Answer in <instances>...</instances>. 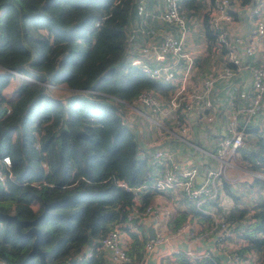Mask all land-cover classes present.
<instances>
[{
	"label": "trees",
	"instance_id": "16d2710c",
	"mask_svg": "<svg viewBox=\"0 0 264 264\" xmlns=\"http://www.w3.org/2000/svg\"><path fill=\"white\" fill-rule=\"evenodd\" d=\"M232 2L248 8L257 4L229 0L230 6ZM201 3L180 0L184 20L181 8L188 15ZM139 6V0H0V168L5 172L0 180V211L30 220L46 207L35 225L47 264H105L97 244L90 258L77 256L88 246V238L96 243L116 225L132 237V248L126 250L132 261L143 256L148 237L123 225L134 203L127 187L152 182L155 175L150 171L156 161L150 165L138 155L137 136L120 107L132 104L143 91L169 97L174 86L150 78L125 60ZM228 12L233 17L230 8ZM202 20L209 54L214 52L215 33L205 14ZM215 47L217 59L233 69L223 57L229 45ZM256 54L258 62L259 51ZM13 77L19 81L7 97L4 89ZM51 84L64 85L69 93L55 98L49 94ZM259 117L261 111L257 121L244 128L235 154L244 167L264 172ZM4 156L9 157V170ZM253 184L264 190L259 180ZM218 188L236 198L229 182L220 179ZM157 192L140 194L138 210L150 205ZM218 199L219 192L202 203V209L215 207L220 222L214 230L218 232L220 223L234 231L242 229L246 240L229 254L253 251L255 264H264V191L249 208L223 210ZM189 214L213 224L212 215L191 203ZM28 227L20 224L22 231ZM34 235L20 237L12 220L0 219V264H40L36 254L28 256ZM217 260L210 252L193 258L177 252L172 264H218Z\"/></svg>",
	"mask_w": 264,
	"mask_h": 264
},
{
	"label": "crops",
	"instance_id": "0c3cea01",
	"mask_svg": "<svg viewBox=\"0 0 264 264\" xmlns=\"http://www.w3.org/2000/svg\"><path fill=\"white\" fill-rule=\"evenodd\" d=\"M201 2L202 7L206 5L204 14L207 17L206 11L208 8H211V0L210 2L208 0H201ZM139 3V25L143 24V27L136 29L132 28V31L135 33L129 35V42L127 50L125 51V60L127 62L132 63L135 58H141L153 64L171 63L175 71V77L172 82L174 88H178L182 85L186 92L197 87L201 78H203L212 67L222 63L217 59L215 53L211 52L208 54L206 52L207 42L204 36L203 23H201L203 20L199 17L195 18V16L191 14H183L186 23V30L183 35V48L192 56L193 60L192 66L187 72L183 71L184 63L182 59L173 55L166 54L165 58L161 61L156 59L152 50L146 54H142L141 48L143 46H152L159 42V38H155L156 40L151 42L154 38L150 37L154 29L151 20H157L158 24L162 23L164 26H167L168 29L174 30L175 28L159 18V13L162 9V0H139ZM256 3V5L259 4L257 7L260 10L254 16L260 15L264 20V0H256ZM249 9L250 8L246 5H239L237 2H232L230 6L233 17H231L232 20L229 23L227 32L230 37L232 35H240L243 40L241 44L253 43L251 40L253 37L250 35L253 28V19L247 16ZM150 13L153 18H145V15ZM158 32H160L159 29L157 32H154V35ZM241 44L237 45L229 40V48L233 49L234 52L238 54L240 65L238 70L234 67L232 76L216 84L208 95V98L216 102L218 106L213 121H203V118L201 119L200 117L201 112L196 109L189 110L185 114L186 118H182V122L186 121L185 123L189 124L191 134L189 137L192 144H186L179 140L178 137L174 135L175 130L163 128L148 132L143 126H138L136 122L134 123L136 127H134L135 125H132L133 122H131V120L127 121L131 128L133 126L132 130L136 134L139 142L140 147L137 153L141 158L147 160V164L149 163L152 165L156 161L155 164L160 166V160L154 158V152L158 149L164 150L170 155L173 161L177 162L179 168H189L191 166L197 168V175L194 178L195 183L201 182L206 168L215 169L219 166L218 160L213 156L215 147L218 140L227 134L225 126L229 118L232 117L235 107L245 105L248 102V97L251 92L250 66H253V64L257 62L256 53L260 50L262 40L259 43H255L256 52L251 57H247V55L242 53ZM200 69L202 70V75L199 77L198 70ZM228 96L233 98L232 104L228 103ZM163 114L164 112L153 113L155 118L157 116L161 117ZM121 115L123 116L122 113ZM170 117H172V114H170ZM259 118L264 119V98L261 106V117ZM171 122L172 119L170 118L169 123ZM164 133L168 134L164 136ZM156 165L153 164L151 166L152 170L150 173H153V175H155L160 168L156 167ZM242 179L245 180L229 181L230 189L236 196L235 199L228 197L226 193H223L222 190L219 189V193L226 194L225 196L229 199V204L225 202L223 205L218 199L217 205L223 208V210L231 207L249 208L258 197L261 195L263 196L264 190L261 189V186L257 187L253 184L254 181H251L249 178ZM254 190L256 193H253ZM189 204L183 192L179 190V187L176 185L167 190L153 194L151 200L153 208H157L158 210L161 209L160 207L164 208H162V212L155 218L150 217V219H144V222L139 225V234L141 232L142 234L146 232L149 233L148 229L151 228L153 236L160 233L163 235L166 234L169 237L166 242L155 245L152 252H149L145 257L144 255L142 256L141 259L143 260V264H172L175 262V254H177V252H190L193 255H197L204 251L210 252V254L217 257L218 264H226L227 253L245 245L246 240L242 229L234 231L233 235L225 240L222 246L217 245L214 242L216 231L214 230L213 224L208 222V220L190 217ZM157 206H159V208ZM202 210L211 215L215 207L211 205ZM191 220L194 221L195 225V229L192 231L193 233L191 232L192 234L187 233L184 228L179 229L181 223L185 221L190 222ZM121 242L126 245L127 249L131 250L132 237L125 230L121 231ZM135 254L136 251L132 254V257L135 258ZM104 256L105 264H114L109 259L106 251H104ZM134 262H137V260L134 259Z\"/></svg>",
	"mask_w": 264,
	"mask_h": 264
},
{
	"label": "built area",
	"instance_id": "2783aa9c",
	"mask_svg": "<svg viewBox=\"0 0 264 264\" xmlns=\"http://www.w3.org/2000/svg\"><path fill=\"white\" fill-rule=\"evenodd\" d=\"M255 5L249 9L247 16L251 18L252 15L257 14L260 10ZM211 8L207 9V22L209 27L215 33L214 44L212 50L216 56H218L216 44L229 43L228 39H231L234 44H241L242 38L240 35L229 36L227 28L231 22V16L229 14V0H211ZM159 18L169 24L174 26V30L168 29L161 36V40L157 44L152 46H143L141 48V53L146 54L150 50L154 52L156 59L163 60L166 54L173 55L177 58L182 59L184 63L183 71L187 72L191 68L193 60L192 56L188 54L183 48V35L186 30V23L181 15L180 11V0H162V9L159 13ZM253 28L251 31V36L253 43L251 44H241L242 53L244 55H252L255 51V43H259L262 40V45L259 50V57L256 66H250L251 71V92L248 97V102L245 105H239L235 107L232 117L229 118L225 130L227 134L222 136L215 147L213 156L218 160L219 166L224 167L227 164L228 159L236 153V148L242 144V139L244 135V128L248 123L255 122L257 116L261 111L262 100L264 98V20L259 16H254L253 18ZM175 31V33H174ZM250 36V37H251ZM219 57V56H218ZM228 62L233 66L238 67L240 65V58L238 54L230 49L223 56ZM139 66V68L150 78L160 81L162 83L172 84L175 71L171 63H150L141 58H135L132 62ZM233 69L221 63L217 66L211 68L203 78L197 87L191 91L186 92L182 85L178 88H174V91L170 94L166 103L170 110L183 111V118H186L185 114L191 110L196 109L201 112V119L203 121H213L215 113L217 112V103L208 98V95L213 90L214 86L224 79H228L233 74ZM162 95H154L150 92H141L134 99L133 103L139 107H146L150 109L154 114L162 113L164 109V104L162 100ZM228 103L232 104L233 98L231 96L227 97ZM257 121V120H256ZM186 121L178 126L177 131L174 133L179 140L186 144H192L190 141V128ZM259 127L264 131V119L259 118ZM160 126V124H159ZM188 126V128H187ZM154 158L160 160V168L158 172L155 173L154 180L150 183H143L141 185L127 187L133 194V205L129 208L127 213V220L123 224L131 232L139 233V225L144 222V219L150 217H156L162 212L157 208H153L152 205H148L144 210L139 211L136 207L140 204V194L146 191H164L172 186L176 185L179 190L183 192L185 199L190 202L195 209L202 210V203L206 199L214 197L217 193L219 184V166L217 168H206L204 171L203 178L200 183H195L194 178L197 175V168L191 166L189 168H179L176 161L170 158V155L161 149L154 152ZM5 169L9 170L10 160L8 156L2 158ZM46 164H44L45 166ZM5 179V172L0 168V180ZM125 185V184H123ZM213 218V227H217L215 223H219L217 217L214 213L211 214ZM137 218L136 222H133ZM194 219V218H193ZM192 219V220H193ZM191 220V221H192ZM195 220V219H194ZM194 223V221H192ZM184 225H180L179 229H187L186 227L190 225V222L185 221ZM218 232H216V238L214 242L217 245L222 246L225 236H232L234 230L231 226L219 224ZM123 229L116 225L114 228L110 229L104 236H102L96 243L88 245L83 253L77 256V259H88L93 254V246L95 244L97 249H102L103 252L106 251L109 259L114 264H143L141 259L139 262H134L127 254V247L121 242V231ZM144 236L148 237L146 240L143 255L144 257L152 252L155 245L158 243H164L168 240L166 234H155L152 238H149V233H143ZM187 257L193 258L198 255H207L208 252H201L197 255H193L190 252L184 253ZM226 264H255L256 254L253 251H247L243 256L234 255V253H227Z\"/></svg>",
	"mask_w": 264,
	"mask_h": 264
},
{
	"label": "rangeland",
	"instance_id": "374dc122",
	"mask_svg": "<svg viewBox=\"0 0 264 264\" xmlns=\"http://www.w3.org/2000/svg\"><path fill=\"white\" fill-rule=\"evenodd\" d=\"M208 1L210 2V0H208ZM205 8H206V5L202 7V3H201L200 6L191 15H194L195 18L199 17L202 20V14H204ZM181 10H182V13L185 14L182 8H181ZM157 22H158L157 20H155V21L151 20V24L153 23L152 25L154 26V29L152 31L153 34L149 33V34H151L150 37H154L151 40V42H154L158 38H159L158 41L160 42L161 36L163 35V33L168 31L167 26H164L162 23L158 24ZM201 23H202V21H201ZM142 27H143V24L139 25V18H137L136 20H134L133 24L131 25V31H132V28L136 29V28H142ZM158 29L160 32H158L154 35V32H157ZM132 33H135V32L132 31ZM151 44H153V43H151ZM210 70L208 72H210ZM20 75L21 74L17 73L16 76L19 77ZM201 75H202V70L200 69V70H198V76L200 77ZM21 77H23L27 80H30V81L32 80L30 77H26V76H21ZM18 81H19V79H17L16 77H13L12 82L8 85V87H6L4 89V92L7 94L6 95L7 97L11 92V87L14 86ZM48 86L50 87L49 94L55 98H61V97L65 96L69 93L68 92L69 89L64 85H52L51 84ZM161 97H162L163 102H165V104L163 105L164 106V109H163L164 114L161 117L157 116L155 118V116L153 115V112L150 109H148L146 107H139L136 104L132 103V104H126L125 106L120 107V111L123 114V118L126 121L131 120V122H133L132 125H135L134 123L136 122V124H138V126H140V127L143 126V128L148 130V132L149 131L151 132L152 130L156 131L157 129L159 130V129H163V128H169V130H175V132H176L178 126L183 124V122H182L183 121L182 118L184 117L183 111H180V110L172 111V110H170V107H168V105L166 103V100L168 97H165V98L163 96H161ZM170 114H172V117H170ZM169 117L172 119L173 123L172 122L169 123V121H170ZM159 124H160V126H159ZM166 126H168V127H166ZM134 127H136V125ZM132 128H133V126H132ZM187 128H188V126H187ZM161 131H163V130H161ZM167 134L164 133L163 135L165 136ZM221 166H219L220 169H219V175H218V177L221 180L229 182L232 180L239 181V180H245L242 178H249V179H251V181L252 180H254V181L259 180L260 182H262L264 184V172L255 171V170H251V169L244 167L243 163L238 159L236 154H233L228 159L227 164L224 165V167H221ZM231 178H233V179H231ZM217 192H219V188L217 189ZM253 193H256V191L254 190ZM219 201L221 202L222 205L225 202H227L229 204V199L223 193H219ZM157 207L159 208V206H157ZM160 208H161L160 210H163L162 208H164V207H160ZM181 224L184 225L185 223L183 222ZM194 226H195L194 223L192 221H190L189 227L188 226L186 227L187 228L186 232L192 234L193 233L192 231L195 229Z\"/></svg>",
	"mask_w": 264,
	"mask_h": 264
},
{
	"label": "water",
	"instance_id": "95a60500",
	"mask_svg": "<svg viewBox=\"0 0 264 264\" xmlns=\"http://www.w3.org/2000/svg\"><path fill=\"white\" fill-rule=\"evenodd\" d=\"M45 212H46V207L43 209V211L39 215H37L33 219L21 220V219H18L14 214H9V213L0 211V219H5L7 221L12 220L14 222L17 234L20 237H27L32 233L35 234L34 240L32 242V246L28 252V256L31 254H36L38 256L40 264H47L46 259H45L46 252L41 250L38 246V240L40 238L41 232H40V229L35 224ZM22 223L29 225V227L25 231L20 230V224ZM148 231H149V238H152L153 237L152 229L149 228ZM87 244L88 245L91 244V238H88Z\"/></svg>",
	"mask_w": 264,
	"mask_h": 264
}]
</instances>
